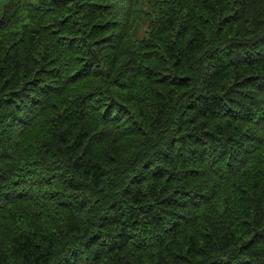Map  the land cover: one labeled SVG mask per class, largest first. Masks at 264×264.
<instances>
[{
  "label": "trees",
  "instance_id": "1",
  "mask_svg": "<svg viewBox=\"0 0 264 264\" xmlns=\"http://www.w3.org/2000/svg\"><path fill=\"white\" fill-rule=\"evenodd\" d=\"M0 264H264V0H0Z\"/></svg>",
  "mask_w": 264,
  "mask_h": 264
}]
</instances>
